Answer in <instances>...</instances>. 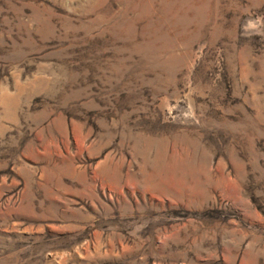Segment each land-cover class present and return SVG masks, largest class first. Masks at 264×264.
I'll list each match as a JSON object with an SVG mask.
<instances>
[{
    "label": "rangeland",
    "instance_id": "374dc122",
    "mask_svg": "<svg viewBox=\"0 0 264 264\" xmlns=\"http://www.w3.org/2000/svg\"><path fill=\"white\" fill-rule=\"evenodd\" d=\"M0 264H264V0H0Z\"/></svg>",
    "mask_w": 264,
    "mask_h": 264
},
{
    "label": "bare ground",
    "instance_id": "6f19581e",
    "mask_svg": "<svg viewBox=\"0 0 264 264\" xmlns=\"http://www.w3.org/2000/svg\"><path fill=\"white\" fill-rule=\"evenodd\" d=\"M151 143V142H150ZM160 151V150H159ZM163 154H161V156H162ZM163 158V157H162ZM155 172V171H154ZM158 185V184H157Z\"/></svg>",
    "mask_w": 264,
    "mask_h": 264
}]
</instances>
